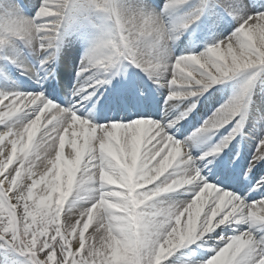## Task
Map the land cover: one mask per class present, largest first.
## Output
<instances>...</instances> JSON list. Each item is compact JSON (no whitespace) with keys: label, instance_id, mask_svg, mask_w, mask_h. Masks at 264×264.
Here are the masks:
<instances>
[{"label":"snow or ice","instance_id":"snow-or-ice-1","mask_svg":"<svg viewBox=\"0 0 264 264\" xmlns=\"http://www.w3.org/2000/svg\"><path fill=\"white\" fill-rule=\"evenodd\" d=\"M187 3L166 0L162 12L152 13L145 11L147 6L124 10L116 0H39L32 5L35 15L25 18L16 0H8L0 11V46L12 39L22 41L45 69L55 60L61 29L86 23L95 10L112 26L81 58L73 89L77 98L96 92L87 79L91 74L102 69L105 79L97 83L110 84L108 76L119 75L113 70L124 62L154 83L167 73L163 86L169 87L170 100L176 98L177 85H188L183 98L192 99L243 70L264 71V0H199L187 18L169 30L163 16ZM202 16L211 33L223 30L228 17L237 26L200 55L170 60L168 42ZM250 83L180 142L167 129L187 119L195 104L175 122L136 118L142 115L138 106L144 99L139 87L112 89L111 97L104 96L101 108L115 115L101 119L129 122L101 127L81 118L75 105L62 107L42 92H0V250L6 254L2 264H8L7 253L27 257L26 264H162L178 245L214 229L219 231L207 264H264V228L254 230L256 222H264V199L251 203L247 193L235 195L225 183H244L264 161V134L242 171L236 170V154L225 151L237 135L245 134L236 118ZM101 95L96 92L92 102ZM229 124V135L208 151L193 154L194 141L211 140ZM66 137H71L67 155ZM207 164L213 165V182L201 175ZM221 184L223 188L216 186ZM177 189L189 193V199L167 206L156 201ZM249 190L264 193V178ZM225 227L233 231L231 236Z\"/></svg>","mask_w":264,"mask_h":264},{"label":"bare ground","instance_id":"bare-ground-1","mask_svg":"<svg viewBox=\"0 0 264 264\" xmlns=\"http://www.w3.org/2000/svg\"><path fill=\"white\" fill-rule=\"evenodd\" d=\"M27 1V0H26ZM130 0H116L118 6L124 10H130L129 6H128V3H129ZM83 2V0H82ZM136 3L138 4L137 7L141 8V6H146L145 3L142 2V0H136ZM30 5V3H27ZM26 7V5H25ZM136 9V8H135ZM147 10H149L147 7L145 8ZM151 10V9H150ZM32 10H26L25 9V12L26 13H31ZM93 20H95L99 25L105 27V28H96L94 29L93 27ZM87 25H82L84 26V29L80 31L79 34L75 33V38L80 42L81 46H79V44L77 45V49L71 54L73 57L70 58L69 60L66 59H62L60 61H58V66L60 70V73L62 72V78L64 79H67V83H71V84H77V77L76 78H69V71L68 72H64L66 68H72L73 66H78L80 61H81V58L83 57L84 53L88 50L89 47L92 46V44L99 38V36L101 35L102 31L104 30H107L108 28H110L112 26V22L106 17V15L102 12H98V11H95V10H92L89 12V16H88V20L86 22ZM81 26V27H82ZM69 27H66V28H62L61 29V32H62V36H61V39L58 41V43L61 41L62 43L60 45H65L63 43V41L65 40H70L69 36L68 35H72ZM88 33V34H87ZM233 32H231L230 34H232ZM87 34V36H86ZM73 37V36H72ZM74 38V39H75ZM191 40V39H190ZM193 44L190 45V48L192 50L191 54H195L193 51L196 50V45L194 43V41L192 40ZM9 44V46H8ZM174 44V40H171L168 42V44L166 45L165 47V50H166V53L169 57V59H173V55H172V48H171V45ZM194 45V46H193ZM15 45L12 44V43H6L5 45L3 46H0L1 50L6 54L8 55V57H15L17 55L20 54L21 52V49L17 48V49H14ZM21 46V45H20ZM203 53V52H201ZM201 53H197V55H200ZM68 54V53H66ZM61 55H64L66 56L65 54H63L62 51H60V56ZM32 57L35 59L36 57L32 55ZM1 67H0V80H3L4 78H7V69L5 68V66H3L2 64H0ZM64 65H67L65 66L66 68L64 69L63 66ZM62 66V67H61ZM124 67H123V64L117 66L114 70H113V74L118 71V70H122ZM9 69V68H8ZM27 69H28V65H27ZM124 73V77L126 79H130L132 78L133 74L128 71V70H123L122 71ZM41 71H35L33 73H31L30 75L28 74H25V77H23V81H26V82H29L30 84V87L31 88H36L42 92H45V96H49L48 99H53L54 101L60 103V104H64L65 106L69 107L70 105H75L73 103H71L70 101H68V97L66 98H63L62 100L59 99V97L57 96V94L53 91L52 88H50L49 85L45 84L46 82V78L45 77H41ZM94 77H101V76H105L106 74L103 72V70H97L95 71L93 74H92ZM116 76V75H115ZM114 76V77H115ZM167 76V73H165L162 77H161V81L163 82L165 77ZM112 79L111 80V83L110 84H104L105 88H110L112 83H114V79L116 78H112V76H109V79ZM22 81V79H19L17 81V83H14L13 84V87L14 88H17V90L19 92H23L24 89L26 88H23L22 86H20V82ZM113 81V82H112ZM257 81L259 80H256L254 84H257ZM96 85V92L99 93V87L101 84H94ZM187 88L189 87L188 85H177V88L179 90H182L184 88ZM212 87V85L210 86ZM209 87V88H210ZM104 88V89H105ZM11 92H14V91H11ZM96 92L92 93V94H95ZM109 91L105 92L104 95H106ZM170 92L169 90V87H161L160 89L156 90V99L154 102H150V103H140V105L138 106V110L142 113L141 116H145V115H150L151 117H155L157 122H154V123H157V124H166L168 123V121H173L175 122L178 118L176 116V111H177V108H178V105H176V107H171V108H162L161 110H158L157 107H155L157 105V103H159L161 101V97L163 94L165 93H168ZM172 94V93H171ZM111 95H113V92L111 93ZM185 94H181V95H178V91L176 93V97H179V98H182L184 99ZM221 95V92L219 90H216L214 91V93L212 94H208L207 97L209 100V98L215 102V97L216 99H218ZM205 95L203 96H200L199 99H201L202 97L204 98ZM263 96V99H264V95ZM258 97V98H257ZM102 100V98H100ZM233 98L231 97H227V98H224V100H222V104L223 106L228 103L230 100H232ZM206 100V101H207ZM195 102H197V100H195ZM241 104H247L249 107L248 109H250V115L251 112L253 111H257L256 113H259L263 116V118H256L254 117L253 120H255L256 122H259V124H257V128L255 127L256 125L254 123H256L255 121L251 122L249 121L248 119H246V123L244 120H241L240 121V127L242 130L245 131H248L249 129H251V131L253 130V132L255 133L254 136H252V138H249L247 136H242V141L243 142H253L251 144V146H248L245 150V161L247 163L248 160H250L252 158V154L255 150V144L256 142L258 141L259 139V136L261 134H264V101L262 100V98L260 97V95H253V96H250V95H245L243 96L242 98V101H241ZM197 104H195L196 106ZM209 106L212 105V103L208 104ZM76 106V105H75ZM94 107L91 106V107H87V104L85 103V106L82 107V108H79L80 112L83 113V117L88 119V122L89 124L92 123L93 121V124H97L98 121L100 120H103L101 119L102 116H112V115H115V113L113 112H110L108 111L107 107L103 108V114L100 115V116H97V115H94L92 114V111H93ZM217 110L213 109L212 110V113L209 117H211ZM203 114L206 115V118H204V120H207L209 117L207 116V112L205 109L202 110ZM191 112L190 114L187 115L188 119L191 118ZM249 115V116H250ZM200 116L202 117L203 115L200 114ZM105 120V119H104ZM186 121V120H184ZM181 120H179L178 123H175L174 124V127H171V128H168L167 129V132L168 134H170L171 136L174 137L175 140H179L181 138H183L185 135L188 134V137H190L192 134L189 133L188 131L184 130V129H180V127L178 126L180 124ZM201 125H198V127L196 129H194L193 132H195L198 128H200ZM220 131V133L218 134V136L216 137V144H218L225 136L229 135L232 131H233V125L229 124V125H225L224 127L220 128L216 133H218ZM215 133V134H216ZM215 136V135H214ZM37 138H39V133H37ZM241 138V135L238 136L236 138V144L238 145L239 144V139ZM71 138L69 137H66L65 138V143H66V146H65V154L67 155V152L70 151V145H69V140ZM186 140V139H185ZM196 144L197 146L194 147L192 145V151H193V154L194 155H200L202 152H206L209 150L206 142L204 141H199V140H196ZM213 146H215V144H213ZM235 149L234 147V144H232L231 148H229L227 151L229 152V155L231 154V151ZM180 167H183V164L180 165ZM213 167V165L211 164H207L203 167V171L201 173V175H205L206 174V178H208L210 181H214V178L212 176V172L210 171V169ZM264 167V161H262L261 163V166L260 168H263ZM237 170V169H236ZM171 171V170H170ZM260 178H264V177H260ZM259 178V179H260ZM163 179V177L161 178ZM258 179V180H259ZM225 183H227L229 185L228 191H233V194L235 195H240L241 193H247L248 196H249V199L252 197L251 194H249L247 192V186L245 185V183H236L234 181H225ZM217 187L219 188H223V185H216ZM187 187V186H186ZM260 195H264V193H260ZM189 196L190 194L185 192L183 189H177V192L176 193H173V194H169V193H164L162 194L161 197H157L156 198V201L161 203L163 206H167L169 202H177L179 200H184V199H189ZM253 222L251 220H249L248 222V225H252ZM248 225H244V229H247ZM261 228H264V223H255L254 224V230L255 229H261ZM216 231H219V229H214ZM215 231V232H216ZM213 232V231H212ZM208 233V234H201L199 237L201 236H205L206 238H208V236H212L214 237L215 236V232L214 233ZM211 240V239H209ZM191 244L190 241H185L182 245V247L180 245H178L176 248H174L172 250L171 253L167 254L165 259L169 256H172V260L174 259L175 260H179L180 263H182L183 259L184 258V251H186V245H189ZM163 264V262H162Z\"/></svg>","mask_w":264,"mask_h":264},{"label":"rangeland","instance_id":"rangeland-1","mask_svg":"<svg viewBox=\"0 0 264 264\" xmlns=\"http://www.w3.org/2000/svg\"><path fill=\"white\" fill-rule=\"evenodd\" d=\"M160 1H162V0H143V2L146 4L147 8L149 9L147 11L152 12V13L162 12V10L164 9V5H165L166 0H163L161 5H160ZM22 2H23V5L24 4L26 5V10H32L33 12L31 11L32 12L31 14H26V13L23 14L21 12V15L25 18H31L32 16H34L36 9L34 7H32V5L38 4L39 0H27V1L26 0H17L16 3L20 6V8H22ZM78 2H82V0H78ZM249 2H251V0H244L245 4H247ZM27 3H30V5ZM197 3H199V0H189V3L185 4L183 7H180L178 9H174V10H170L169 13H166L165 15H167V16H166V18H164L165 15L163 16V21L166 24V26L168 27V29L169 30L176 29L178 27V25L181 23L180 17L183 20L186 19L188 13H190L192 11L193 6ZM7 6H8V0H0V11H2ZM128 6H129L130 10H135V8L136 9L139 8V7H137L138 4L136 3V0H130L128 3ZM88 16H89V13H88ZM199 24H201V25L200 26H198V24L193 25V29L196 30L195 33H197V30L200 32L198 34L191 36V38L195 37L194 39L197 42V45H196L197 48L195 51H193V52H195L194 55H197V53H201V52L206 51L207 48L216 45L219 41H221L225 37L231 35L230 33L234 32L235 31L234 29H236V26H237L236 21L232 17H228V24L225 26V28L223 30L216 31L215 33H211L207 30V27H206L207 18L206 19L203 18ZM82 25H87V24L86 23L74 24L72 26H69V28L71 29V31L73 33L76 32L77 34H79L80 31L84 29V26H82ZM194 26H196V27H194ZM93 27H94V29L105 28V27L99 25L95 20H93ZM183 31L184 30H180L179 32H177L178 37L176 36V38L173 39L174 44L171 45V48H172L171 52L173 55V59L179 58V57L184 56V55H192L191 53L184 54L186 52H190L191 50L188 49L187 44H184L185 42L188 41L187 39L189 38L188 37L189 35ZM87 34H86V36H87ZM179 34H182L181 38H180ZM198 35L203 36L204 43L202 42L201 37L199 39L197 38ZM20 42L23 43L22 41H20ZM209 42H210V44H209ZM75 43H76V40L74 41V45L77 46V44H75ZM22 46L26 52H28L30 55H33L36 57L35 60L33 61L34 62V64L32 65L33 68H30V73H33V71H36V70H37V72L38 71L43 72V70L50 71L51 64L47 68L41 69L40 63H39L40 57H37L32 52V50L30 48H28L25 44ZM0 51H2V50H0ZM26 58H27L26 53H23L20 56L14 58V59H11V60L15 61L16 63L15 64L13 63L14 66L18 67L17 65L23 64V60ZM75 72L77 73V67L75 69ZM16 73H19V76L21 75L22 79H23V77H25V74L23 72H21V70L20 71L18 70ZM13 78H14V76H13ZM256 80H259V81H257V84H254ZM12 81L13 80L11 78H6L3 80H0V92L15 91L14 89L9 88L11 83H13ZM145 81L148 83L149 89L154 88L155 84H158L159 86H163V82L154 83L153 80L148 77V75L146 76ZM249 81H251V83L249 84L248 90L246 92H244L243 96H245V95H250V96L260 95V97L262 98L263 96H262V90L261 89H262V85H264V71H261L259 68L255 69V70H253V69L243 70L242 72H240L238 74L224 78L223 80L218 81L215 84H212L211 91L219 90L221 92L220 97L218 99H216V97H215V102H213L216 104L215 110H219L223 106L222 100H224V98L236 97L241 92L244 84L248 83ZM29 84H30L29 82L28 83H26V82L22 83L23 86L28 87V89L24 92H42L36 88H31ZM54 86H55L54 90L56 92H62L63 88L61 87V82L54 84ZM59 86L61 88H59ZM260 91H261V93H260ZM205 92H207V91H205ZM43 94H44V92H43ZM68 94L70 95V92H68ZM171 95H172L171 92L163 94L161 101L157 104L158 110H161L162 108H165V107L170 108L171 105L172 106L177 105L176 102H173V99H171V100L169 99V97ZM82 99L84 100L85 97L82 96ZM193 104H194L193 100L187 101L184 105L180 104V108L177 109L178 110L177 117H180L182 114H185V112H187ZM242 105L243 104H241V107H242ZM187 107H188V109H186ZM247 107L248 106L242 107L240 113L243 116L246 115V117L249 121L254 122L255 121V120H253L254 117H255V119L256 118H263V116L261 114L256 113L257 111L251 112L252 115H250L251 110L248 111ZM240 113L238 114V116L240 115ZM244 113H247V114H244ZM81 118H83V117H81ZM136 118L148 119V120L152 121L153 123L157 122L155 117H151V116H147V115H145L144 117L138 116ZM113 122H119V121L102 120V121H99L95 125L97 127H101V126L110 125ZM127 122H129V121H122L121 123H127ZM254 124L260 125L259 122H256ZM69 138H71V137H69ZM82 140H83V137H80L81 142H82ZM183 140H184V138L179 139L178 142L183 141ZM207 141L210 142V140H207ZM194 143H195V141L193 142L192 145H194ZM196 146L197 145H195L194 147H196ZM180 165H182V162L180 163ZM210 182H212V181H210ZM244 182L246 183V180ZM248 185L254 186L255 184L252 182H249ZM176 192H177V190L175 192H170L169 194H173ZM256 193L257 192H251V194H253V195H256ZM261 199H264V197L255 196V199L254 200L251 199V200H249V202L255 203L257 200H261ZM257 223H264V222H257ZM242 230H246V229H244V227H242ZM89 231H91V227H90ZM215 231L216 230H213L212 233H214ZM225 232L228 236H231L233 234V231L227 227H225ZM190 242H191V244L185 246L186 247V251H184V258L185 259H183L182 263H180L179 260H175V261H174V259L172 260V256H169L163 261V264H194V262H195V264H207V260L210 259L212 257V255L214 254L210 250L213 249L216 245L215 236L211 240H209L205 236H201L199 238L197 236L196 239H194ZM180 246L182 247V245H180ZM5 255L6 254L4 253V251L0 250V264H2V262L4 261ZM7 261H8V264H23V263L26 264L27 257L16 255L14 253H7Z\"/></svg>","mask_w":264,"mask_h":264},{"label":"clouds","instance_id":"clouds-1","mask_svg":"<svg viewBox=\"0 0 264 264\" xmlns=\"http://www.w3.org/2000/svg\"><path fill=\"white\" fill-rule=\"evenodd\" d=\"M195 227V225H193V228ZM121 230H123V229H121Z\"/></svg>","mask_w":264,"mask_h":264}]
</instances>
